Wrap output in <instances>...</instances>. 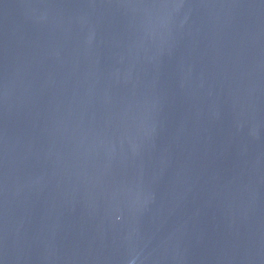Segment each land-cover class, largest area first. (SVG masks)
<instances>
[{
	"label": "water",
	"instance_id": "obj_1",
	"mask_svg": "<svg viewBox=\"0 0 264 264\" xmlns=\"http://www.w3.org/2000/svg\"><path fill=\"white\" fill-rule=\"evenodd\" d=\"M0 264H264V0H0Z\"/></svg>",
	"mask_w": 264,
	"mask_h": 264
}]
</instances>
